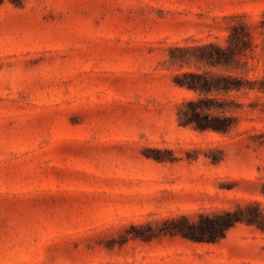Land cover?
Segmentation results:
<instances>
[{
  "label": "rangeland",
  "instance_id": "obj_1",
  "mask_svg": "<svg viewBox=\"0 0 264 264\" xmlns=\"http://www.w3.org/2000/svg\"><path fill=\"white\" fill-rule=\"evenodd\" d=\"M240 23V69L202 59ZM187 73L264 75V0H0V264H264V92L211 91L232 126L200 131Z\"/></svg>",
  "mask_w": 264,
  "mask_h": 264
},
{
  "label": "trees",
  "instance_id": "obj_2",
  "mask_svg": "<svg viewBox=\"0 0 264 264\" xmlns=\"http://www.w3.org/2000/svg\"><path fill=\"white\" fill-rule=\"evenodd\" d=\"M252 44L249 28L245 23H240L232 28L227 45L210 43L203 48L211 49L201 57L209 63L222 65L227 70L237 71L241 67V57L246 55L248 49H252ZM245 63L246 61H244V65ZM186 77L187 80L181 82L182 85L205 95L184 101L178 110V121L181 126H191L200 131L215 130L226 133L232 126L233 117L225 113V102L215 104L216 100L208 96L211 91L227 93L232 90L248 92L251 89H258L264 92V75L251 79L247 75L231 73H187ZM237 105L241 106L242 104L238 103ZM200 217L205 221H194L188 216L168 219L167 221L171 225L165 231L193 241L214 242L222 237L228 228L244 219L237 211L229 210L213 214H200ZM245 220L262 227L259 215L249 216Z\"/></svg>",
  "mask_w": 264,
  "mask_h": 264
}]
</instances>
